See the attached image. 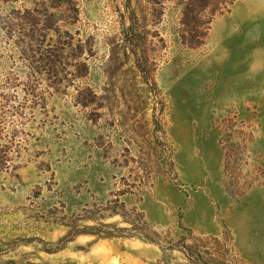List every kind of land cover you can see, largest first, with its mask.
<instances>
[{
    "label": "rangeland",
    "instance_id": "rangeland-1",
    "mask_svg": "<svg viewBox=\"0 0 264 264\" xmlns=\"http://www.w3.org/2000/svg\"><path fill=\"white\" fill-rule=\"evenodd\" d=\"M189 2L0 0V264H264V0Z\"/></svg>",
    "mask_w": 264,
    "mask_h": 264
},
{
    "label": "trees",
    "instance_id": "trees-1",
    "mask_svg": "<svg viewBox=\"0 0 264 264\" xmlns=\"http://www.w3.org/2000/svg\"><path fill=\"white\" fill-rule=\"evenodd\" d=\"M211 4H231L232 0L230 1H225V0H210ZM57 5H48L47 7H52L54 9L60 7V4H62L60 1H57ZM209 2V0H190V2L187 4L189 6H191V9H184L182 12V22L183 24L186 26V23H188L191 27L189 29H182L183 31V39H184V44H186L188 47L190 48H195L197 47L200 42L198 41V38L200 36V31H199V26L201 24V18L199 17V15L202 13V11H204L210 4L207 3ZM53 3V2H52ZM38 5V4H37ZM31 9V10H24V13L27 15H30L31 13H37L39 10L36 9V6ZM40 8H43V5H41ZM217 8H213L210 10L211 15H214V13L216 12ZM47 14V8L46 10H44ZM56 13H48L47 16H45V22H51L54 17H55ZM66 47H70V51L74 52V56L76 58L80 57L81 54L84 52L81 46H76V47H71V45H67L65 44ZM64 46V45H62ZM66 47H60V49H57V54L52 56V58L50 59V63H47L50 66V70L51 72L55 73V75H57L58 71L56 69V64L58 63V56H59V52L63 51L64 48ZM87 58H85L86 60ZM78 67H76L75 70V77H84L88 71V66L86 64V62H81V63H77ZM86 91H88L86 89Z\"/></svg>",
    "mask_w": 264,
    "mask_h": 264
}]
</instances>
